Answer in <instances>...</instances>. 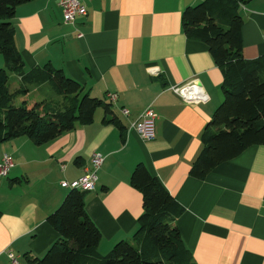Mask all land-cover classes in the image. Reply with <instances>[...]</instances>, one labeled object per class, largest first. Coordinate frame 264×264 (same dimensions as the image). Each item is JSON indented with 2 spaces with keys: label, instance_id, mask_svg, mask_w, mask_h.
Instances as JSON below:
<instances>
[{
  "label": "crops",
  "instance_id": "0c3cea01",
  "mask_svg": "<svg viewBox=\"0 0 264 264\" xmlns=\"http://www.w3.org/2000/svg\"><path fill=\"white\" fill-rule=\"evenodd\" d=\"M202 1L84 0L87 14L73 23L64 21L59 0L17 6L10 22L23 68L9 72L10 92L22 86L23 74L50 64L77 81L83 94L110 103L107 94L115 93L117 100L111 114L98 108L91 124L48 144L23 136L0 143V162L4 154L14 162L0 177V264H11L8 251L21 264L44 256L58 239L47 217L68 191L61 182L92 172L95 154L104 161L85 192V210L101 233V255L137 229L142 197L129 180L143 163L183 208L175 226L194 264H264V146L244 150L204 179L189 174L202 132L223 99L222 72L207 45L182 30L183 10ZM241 13L243 57L264 56V0H252ZM193 78L208 98L187 105L170 87ZM47 85L26 84L25 97ZM147 107L157 115L149 141L129 129ZM114 118L122 131L103 122Z\"/></svg>",
  "mask_w": 264,
  "mask_h": 264
},
{
  "label": "trees",
  "instance_id": "16d2710c",
  "mask_svg": "<svg viewBox=\"0 0 264 264\" xmlns=\"http://www.w3.org/2000/svg\"><path fill=\"white\" fill-rule=\"evenodd\" d=\"M32 0H0V143L27 137L35 145L55 141L77 127L93 122L98 108L111 114L110 103L83 94V87L50 64L21 76L22 86L8 88V72L23 68L10 20L18 5ZM252 0H203L182 12V30L191 40L207 45L222 72L223 99L206 124L202 148L189 174L204 179L215 167L244 150L264 146V56L245 59L242 55V7ZM49 83L64 98L61 104L26 100V84ZM19 104H14L16 99ZM113 123L122 131L117 119ZM130 186L142 197V212L132 238L116 243L104 256L97 247L101 233L85 210V192L68 189L60 206L47 217L58 239L41 258L28 264H194L178 229L181 205L143 163L133 169ZM1 216V212H0Z\"/></svg>",
  "mask_w": 264,
  "mask_h": 264
},
{
  "label": "built area",
  "instance_id": "2783aa9c",
  "mask_svg": "<svg viewBox=\"0 0 264 264\" xmlns=\"http://www.w3.org/2000/svg\"><path fill=\"white\" fill-rule=\"evenodd\" d=\"M59 5L63 10L64 21L67 23H73L77 16H85L87 9L84 4V0H59ZM152 75L157 74V70H149ZM170 90L178 96L184 104L196 105L207 101V94L202 88L200 82L193 78L186 83L172 86ZM108 101L113 104L117 100L115 93L107 94ZM123 115L128 116L127 109H121ZM157 118L156 113L151 107L145 108L139 115V118L132 122L129 129L136 131L144 140H152L154 138L155 120ZM104 159L100 154L93 155L91 163L93 171L85 173L78 179L71 182L62 181L61 186L67 189H76L82 192L91 191L97 180L96 170L102 165ZM14 162L10 155L4 154L0 162V177H6L10 170L13 168ZM8 258L11 264H21L14 253L8 251Z\"/></svg>",
  "mask_w": 264,
  "mask_h": 264
},
{
  "label": "rangeland",
  "instance_id": "374dc122",
  "mask_svg": "<svg viewBox=\"0 0 264 264\" xmlns=\"http://www.w3.org/2000/svg\"><path fill=\"white\" fill-rule=\"evenodd\" d=\"M0 58H1V56H0ZM8 74H9V77H10V83L13 84V79L11 77L12 75L9 72H8ZM60 99H61V97H59L55 92H53V90H52V88H51L50 85L49 86L47 85L45 87H43V86H39V87L36 86L35 90L30 95H28L26 97V100H28L30 103L31 102H34V101H43V100H48V102L54 103V102H52L53 100H60ZM14 104L18 105L19 104V99H16L15 102H14ZM54 104H57V103H54ZM102 110L103 109H99L98 111H102ZM108 252L103 253L102 255L99 252L98 253L101 256H104Z\"/></svg>",
  "mask_w": 264,
  "mask_h": 264
}]
</instances>
